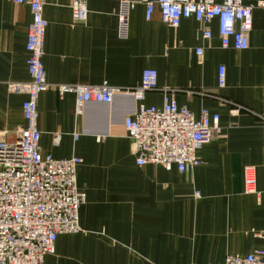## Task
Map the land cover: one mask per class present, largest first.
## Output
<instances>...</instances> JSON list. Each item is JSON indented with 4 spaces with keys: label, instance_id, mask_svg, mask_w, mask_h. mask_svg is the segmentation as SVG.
<instances>
[{
    "label": "crops",
    "instance_id": "obj_1",
    "mask_svg": "<svg viewBox=\"0 0 264 264\" xmlns=\"http://www.w3.org/2000/svg\"><path fill=\"white\" fill-rule=\"evenodd\" d=\"M132 1L121 34L118 0H86L80 21L72 18L71 0H44L42 60L49 87L37 101L39 147L55 158L82 159L76 181L86 198L79 208L81 230L58 235L42 264H215L263 248L264 6L257 3L264 0H245L253 8L244 50L221 46L215 19L204 39L195 19L171 28L157 10L148 20L145 5ZM30 19L27 5L0 0V139L7 141L24 124V95L8 83L28 80ZM198 46L202 55L195 53ZM145 68L156 70L157 88L145 93L143 104L161 105L167 88L195 117L203 108L219 115V132L196 151L199 163L188 171L136 164L123 126L140 103L132 96L119 93L111 103L79 109L74 93L60 94L53 86L106 81L131 88ZM247 167L254 171V193L244 191Z\"/></svg>",
    "mask_w": 264,
    "mask_h": 264
},
{
    "label": "built area",
    "instance_id": "obj_2",
    "mask_svg": "<svg viewBox=\"0 0 264 264\" xmlns=\"http://www.w3.org/2000/svg\"><path fill=\"white\" fill-rule=\"evenodd\" d=\"M29 7L31 19L25 34L28 80L8 83L14 93L23 94L21 104L24 124L17 128L16 139H0V264H42L43 257L54 250L58 235L76 234L79 208L85 201L83 189L78 188L76 169L82 162L77 156L55 158L39 147L37 101L39 94L49 87L43 66L44 35L47 21L42 15L44 0H10ZM119 32L126 28L127 10L132 0H118ZM145 5V18L154 11L161 21L175 28L185 18H193L201 25L202 38L211 37L208 24L215 19L222 47L244 50L248 47V33L252 26V5L245 0H139ZM86 0H71L72 18L86 17ZM257 6H264L258 2ZM202 55V47L195 48ZM218 86L225 82L224 66L218 67ZM58 93L72 92L77 107L89 102L111 103L116 94L132 96L140 103L123 119L126 136L131 140L132 152L138 165H173L180 172L199 163L196 151L209 142L220 130L219 115L201 109L199 116L185 106H179L171 89H164L161 105H145V93L157 88V72L145 68L138 85L120 89L103 81L98 85L55 84ZM241 108L236 107V110ZM264 149V115H259ZM55 134L53 144H58ZM77 139L78 134L73 135ZM244 191L255 192L254 171L245 169ZM196 196L199 194L196 192ZM215 264H264V247L245 255L230 254Z\"/></svg>",
    "mask_w": 264,
    "mask_h": 264
},
{
    "label": "rangeland",
    "instance_id": "obj_3",
    "mask_svg": "<svg viewBox=\"0 0 264 264\" xmlns=\"http://www.w3.org/2000/svg\"><path fill=\"white\" fill-rule=\"evenodd\" d=\"M260 121H261V120H260ZM260 127H261V123H260ZM261 133H262V132H261ZM262 148H263V147H262ZM263 150H264V149H263ZM245 169L248 170V169H250V168L247 167V168H245ZM245 169H244V172H245ZM244 176H245V174L243 175V186H244ZM248 193H254V192H248ZM54 245H55V244H54ZM53 252H54V250H53ZM53 252H52V253H53ZM50 254H51V253H50ZM45 255H46V254H45ZM45 255H44V257H45ZM44 257H43V259H44Z\"/></svg>",
    "mask_w": 264,
    "mask_h": 264
}]
</instances>
